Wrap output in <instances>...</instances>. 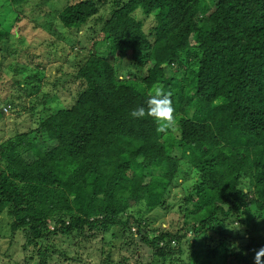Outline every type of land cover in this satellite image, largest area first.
<instances>
[{
    "label": "trees",
    "instance_id": "obj_1",
    "mask_svg": "<svg viewBox=\"0 0 264 264\" xmlns=\"http://www.w3.org/2000/svg\"><path fill=\"white\" fill-rule=\"evenodd\" d=\"M24 1L2 4L13 10ZM71 1L36 19L56 38L74 39L65 44L71 51L87 52L65 83L78 84L73 104L54 111L46 97L32 101L29 110L42 105L39 126L0 142L8 233L25 238L37 264L60 251L55 238L121 239L133 226L151 264L179 263L189 233L219 235L202 247L207 264L219 257L254 264L253 250L264 247V0ZM90 22L100 31L80 34ZM12 30L0 28V55ZM35 75L26 81L40 82ZM158 84L171 91L177 119L166 134L152 118L130 115L147 109ZM42 132L52 149L38 146ZM183 163L194 175L181 207L184 226L150 231L143 216L166 206ZM121 248L105 245L101 264L127 262Z\"/></svg>",
    "mask_w": 264,
    "mask_h": 264
},
{
    "label": "rangeland",
    "instance_id": "obj_2",
    "mask_svg": "<svg viewBox=\"0 0 264 264\" xmlns=\"http://www.w3.org/2000/svg\"><path fill=\"white\" fill-rule=\"evenodd\" d=\"M2 1L0 0L1 5H3ZM71 2V0H26L20 6L14 7L13 10L3 5L5 14L4 18L0 19L5 21L3 24L0 22V28L6 30L12 26L14 34L10 37L8 46L3 45L1 48L3 53L0 55V142L17 134L28 133L39 126L42 105L37 106L35 110H29L27 107L33 105L32 101L38 102L46 97V101H50L47 107L54 111L69 108L73 104L78 84L67 85L65 83L72 80L78 63L84 60L87 52L80 48L77 51H71L65 44L71 46L74 39L66 41L60 33V35L58 34L59 39L56 38L50 33L49 28L45 27V22L40 24L36 19V15L40 13L43 16L52 12L58 13ZM41 5L45 12L34 10L35 7ZM18 16H21V21L14 23ZM145 25L149 28L150 20H146ZM100 28L101 25L95 27L90 22L79 31L80 34L87 32L94 37L95 29L100 31ZM75 38L78 40L77 36ZM129 59L127 58V60ZM34 74L40 82L34 81V78L26 81L29 76ZM35 85L39 86L38 89L34 87ZM10 100L13 111L4 112L2 107L6 106L5 104ZM1 110L4 112L3 115ZM41 140H47L44 132L38 137V146L45 150L54 147L50 141L48 146H44ZM184 163L182 164L184 169H181L179 180L172 188L166 206L143 216L144 226L150 231L157 228L177 230L184 226L185 217L181 213V207L184 205L183 198L194 182V175L191 173V176L189 175L188 166H185ZM189 208L191 209L192 205ZM137 209H134L135 212ZM187 220L194 223L191 216L187 217ZM10 223L11 219L8 216H0V264H37L39 258L33 254V248L24 249L25 238L21 234L8 233ZM235 228L239 230L238 226ZM137 236V229L133 226L131 231L127 232L126 237L121 239L108 235L104 236L103 240L101 233H98L95 238L89 239L88 242L82 243L78 242L76 237L55 238L54 243L60 251L52 256L49 264H101L102 249L111 243L117 247L122 246L121 257H129V260L123 264H151V249L137 243ZM215 237L216 240L219 239L218 234L213 235L212 238H206L203 235L194 237V233H189L185 239L189 243L184 242L181 246L183 253L177 255V258L181 259L177 264H196L197 262L207 264V253L202 247L204 243ZM191 244L194 247H190ZM258 244L259 242L256 241L254 246ZM228 247L230 250L234 249L230 239ZM61 251L67 253L68 259L61 255ZM135 252L140 254L139 259ZM219 259L220 257L217 260L210 258L209 264H221ZM232 263L236 264L235 261ZM167 264H171V261H168Z\"/></svg>",
    "mask_w": 264,
    "mask_h": 264
},
{
    "label": "clouds",
    "instance_id": "obj_3",
    "mask_svg": "<svg viewBox=\"0 0 264 264\" xmlns=\"http://www.w3.org/2000/svg\"><path fill=\"white\" fill-rule=\"evenodd\" d=\"M35 75V74H34ZM147 109L139 107L130 113L133 118L150 117L157 125V132L166 134L174 130L177 124L171 91H165L162 85H155L147 94ZM4 112L13 111L12 104L6 103ZM3 112V113H4ZM254 264H264V247L254 249Z\"/></svg>",
    "mask_w": 264,
    "mask_h": 264
}]
</instances>
